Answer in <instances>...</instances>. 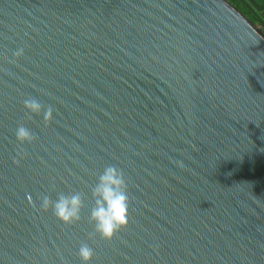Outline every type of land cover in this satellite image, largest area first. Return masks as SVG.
<instances>
[{
    "label": "water",
    "instance_id": "1",
    "mask_svg": "<svg viewBox=\"0 0 264 264\" xmlns=\"http://www.w3.org/2000/svg\"><path fill=\"white\" fill-rule=\"evenodd\" d=\"M108 166L130 202L111 240L90 220ZM77 193L72 224L41 207ZM82 244L264 264V33L229 0H0V264H86Z\"/></svg>",
    "mask_w": 264,
    "mask_h": 264
},
{
    "label": "clouds",
    "instance_id": "2",
    "mask_svg": "<svg viewBox=\"0 0 264 264\" xmlns=\"http://www.w3.org/2000/svg\"><path fill=\"white\" fill-rule=\"evenodd\" d=\"M23 49L15 53L20 56ZM25 107L31 112L39 114L42 111V105L35 98L25 100ZM53 110L49 106L45 113V119L50 120ZM16 136L21 142H31L35 139L31 131L21 125L16 131ZM93 195L96 197V207L92 209L90 220L95 223V230L103 239L111 240L115 234L126 227L129 223V196L128 185L122 170L115 166L105 168L99 177V182L93 189ZM41 207L44 210L52 208L54 215L65 224H72L80 220V211L83 207V198L80 194L71 196L60 195L53 202L50 197L42 198ZM79 256L83 261L91 260L94 255L93 249L87 244H82L79 249Z\"/></svg>",
    "mask_w": 264,
    "mask_h": 264
},
{
    "label": "trees",
    "instance_id": "3",
    "mask_svg": "<svg viewBox=\"0 0 264 264\" xmlns=\"http://www.w3.org/2000/svg\"><path fill=\"white\" fill-rule=\"evenodd\" d=\"M264 33V0H229Z\"/></svg>",
    "mask_w": 264,
    "mask_h": 264
}]
</instances>
